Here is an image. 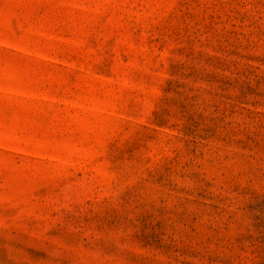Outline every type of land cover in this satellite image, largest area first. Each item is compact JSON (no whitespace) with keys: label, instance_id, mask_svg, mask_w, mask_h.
<instances>
[{"label":"rangeland","instance_id":"1","mask_svg":"<svg viewBox=\"0 0 264 264\" xmlns=\"http://www.w3.org/2000/svg\"><path fill=\"white\" fill-rule=\"evenodd\" d=\"M0 264H264V0H0Z\"/></svg>","mask_w":264,"mask_h":264}]
</instances>
